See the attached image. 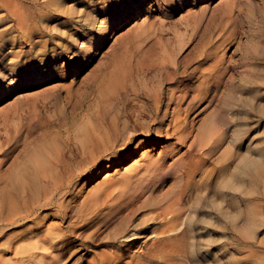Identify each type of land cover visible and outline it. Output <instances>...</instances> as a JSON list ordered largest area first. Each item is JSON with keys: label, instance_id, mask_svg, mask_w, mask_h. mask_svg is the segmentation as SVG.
<instances>
[{"label": "bare ground", "instance_id": "6f19581e", "mask_svg": "<svg viewBox=\"0 0 264 264\" xmlns=\"http://www.w3.org/2000/svg\"><path fill=\"white\" fill-rule=\"evenodd\" d=\"M72 1L71 7L61 8L56 2L55 11L38 15L24 8L23 0H0V9L8 8L16 18V24L6 30L8 37L0 41V101L17 90L49 85L31 95L33 100L28 94L31 92L23 94L33 104L21 112L19 108L10 110L2 124L6 139L0 133V154L8 157L14 145L28 140L26 146L30 144L33 150L13 187L18 192L28 189L36 199H29L35 201L30 206L24 199L23 212H17L19 218L11 225L35 217L36 229L9 247L12 257L1 256L0 264H69L83 252L77 264H206L204 258L211 256L208 264H223L217 260L215 237L224 220L231 225L234 222L236 182L253 181L264 174V157L261 154L254 159L249 151L238 155L232 150L216 158L235 113L214 112L216 117L210 123L203 122L196 129L195 120L191 126L188 120L196 106L182 110L181 105L191 92L195 93L191 104L215 94L213 103L218 90L229 85L225 77L232 67L217 57V50L238 44L245 26L249 29L264 24V0L256 4L251 0H223L210 16L205 9L200 14L190 9L179 20L175 18L185 6L195 8L204 0ZM151 2L160 13L151 22L142 23L135 34L126 36L119 53L105 58L108 70L102 77L98 100L104 105L91 106L87 111L81 108L77 120H69L57 108L60 88L50 84L74 72L75 67L89 65L93 57L105 51L112 32L123 29ZM78 7L81 9L75 20L83 23L81 31L64 39L54 33L67 35L59 30L61 21L54 28H46L52 18L61 17L66 10L75 16ZM70 20L73 22L74 17ZM37 21L45 27L44 36L53 33L50 39L32 40L37 29L29 26ZM16 25L27 41L13 40ZM257 38L254 42L260 44ZM59 49L60 54L51 55ZM61 57H67L65 64H61ZM42 64L47 65L44 70L40 69ZM247 83L238 86L241 92L248 89ZM173 84L178 85L177 92L185 94L177 97L170 88ZM130 89L144 101L141 105H121V96L116 94ZM173 105L178 107L172 110ZM36 133L39 136L30 139ZM140 136L165 140L164 144L177 142L159 156L144 153L142 164L135 162L124 173L119 169L117 176L109 174L86 197L79 196L80 190L75 189L78 182L85 179L90 183L106 164L123 163ZM184 149L187 151L181 156ZM46 209L50 215H43ZM250 252L262 257L260 252ZM256 264H264V259Z\"/></svg>", "mask_w": 264, "mask_h": 264}, {"label": "rangeland", "instance_id": "374dc122", "mask_svg": "<svg viewBox=\"0 0 264 264\" xmlns=\"http://www.w3.org/2000/svg\"><path fill=\"white\" fill-rule=\"evenodd\" d=\"M23 1H25V4L23 5L24 8H27L29 11H33L34 13H36L35 11H37L36 14L38 15H40V13L43 14L48 13L46 10L49 9L55 11L54 4L56 2H58L57 5H60L61 8H65L66 6L71 7L73 3L72 0H23ZM222 1L223 0H204L203 2H201L200 6H197L195 8H193L192 6H185L183 10L179 12L178 16H176L175 20H179L181 17L188 15L190 9H192L193 14H200L201 11L205 9L206 16H210L215 9H218V7L222 6ZM252 1L254 4L257 3V0H251V2ZM243 5H246V3L244 2ZM156 8L157 6H155V3L151 2L149 3V5H146V7L143 6L139 14L132 17V13H131L130 15L132 17L131 22L128 23L120 31L112 32L113 35L111 37V40L108 42L106 48H104L105 51H103L102 54H101L102 52L101 50V52L96 57H93V60L89 65L87 64L82 69H79V67H75L74 72L69 73V75L63 77L62 80H57L52 82V84H50V86L56 85L58 86V88H60L59 96L57 98V106H58L57 108L59 111H62L63 113L66 114L65 117H67L71 121H76L77 118L79 117L76 115L81 108H83L84 110L86 109L87 111L88 110L87 108L91 106L93 107L95 105H104V104H99V101L101 98L100 85H102L101 84L102 77L107 72L106 70H108L106 66L108 59L105 58H108L115 51L119 53L118 49L123 39L126 36L132 34L133 32L135 34L140 29V25L142 23L145 24L151 22L154 16L160 13L158 12V10H156ZM57 9L59 8L57 7ZM79 9H81V7L80 8L78 7L77 9L75 8V14H76L75 16L74 14L70 15V13H68V10H66L67 15H64L66 13L64 12L61 17L52 18L49 24L46 25V28L49 25L50 28H54L56 27L57 23H59L58 20L61 21V24L59 26V28L60 27L61 28L59 30L65 32V34L67 35L62 36L60 33L57 34L56 31H54V33L56 35L55 37H58L60 35L64 39L66 38V36H71L74 33L81 31L83 23H78L77 20H75V18H77V16L79 15V13H76L77 11H79ZM0 17L3 18V21L0 22V41H1L2 38L8 37L9 32H7L8 31L7 29L8 27H10V25L16 24L15 22L16 18L10 15L8 8L0 9ZM38 17L40 18V16ZM72 17H74L73 22L72 20H70ZM43 18H41V20ZM34 23L35 22L31 23V25L29 26V27H35L37 29L36 32L34 33V38L32 39L33 41H38V39L44 37L47 38L48 40L53 36V33L51 31L49 32L50 34L49 37L44 36L45 27L42 25V23L40 21H37V23L35 24ZM16 27L17 28L14 29L15 34H13V37L15 38L13 40L27 41L28 37H26V35H22L24 33L21 31V27L17 25ZM41 27L44 28L42 29ZM243 32L245 34L243 35L242 40H239L238 44H236L234 47L229 46L217 50V57L219 59L227 60L225 66L232 67L231 72L225 77V81L227 80L226 81L227 84L229 82L230 83L229 85L224 86L218 90V94L219 93L220 94L216 95L218 97L217 100L212 103V99L215 94L212 95V97L210 96V94H208L206 98H204L203 100L199 102L198 100H196L195 104H191L195 96V93L191 92L192 93V94L190 93L191 97L190 96L187 97L188 103L186 102L185 104L183 103V105H181L182 110L189 109V106L191 107V105L196 106L195 107L197 108L196 112L194 113L190 112V115L188 116V120L190 121V126L192 124V120H195L194 125H196L195 127L196 129H199L200 125L203 122L205 123L207 122V124L210 123V120L216 117L214 116V112H224L225 114L227 110H231L235 113V121L232 124L231 129H229L227 134L225 135L224 141L222 143V147L215 155L216 158L221 153L223 155H226L230 153L232 150L233 153L235 152V154L239 153L238 155L240 154L244 155L249 151V153L252 155L254 159L259 158L261 154H262L261 158L264 157V24L261 27L257 28V26H255L249 29L245 26ZM255 37H260L257 38V41H259L260 44L258 43L256 44L254 42ZM61 43H65V41L61 40ZM5 47L8 48L7 45ZM60 50L62 49H59V51L54 50L50 53L51 55L55 53V56H57L58 54H60L61 52ZM108 51H110V54L108 55L104 54L105 52ZM66 61H67V57L62 58L61 64H65ZM5 63L6 64L4 65L6 66L9 65L7 64V62ZM84 63H87V60H85ZM197 66L199 65H196L195 67ZM44 67H47V65L42 64V66H40V69L44 70L45 69ZM206 67L207 66H205L204 68ZM95 78L98 80L94 81ZM184 80L186 81L187 79H180L179 82H182ZM196 81L197 80L195 79L194 82ZM245 82H248L247 83L248 89L246 88L244 92H241V88H238V86L241 83H245ZM47 86L49 85H39L37 87H33L29 89L17 90L12 95H10V97H7L0 101V121H1L0 129H2L0 133L2 139H6L4 135L5 130H3L4 126L2 124L3 121L6 120L5 118L9 116L10 114L9 111L12 109H16V110L20 109L19 111L21 112L23 109L25 108L27 109L31 104H33V102H31L33 100L31 95L35 94L36 92H39V90L41 91L44 88H47ZM177 87L178 85L176 84L170 86L171 90L176 92L177 97L184 95L185 92L184 93L180 91H179L180 93L177 92L178 91ZM69 92L71 93L70 95L68 94ZM27 93L29 94V97L31 96L32 100L28 98L26 99L27 95L26 96L23 95ZM119 93L116 94V96H121V100H122L121 105H130V106L141 105L142 104L141 102H144V101H140L139 98H137L136 95L137 93L135 91H132L131 89L127 90V92L121 91V93L120 94ZM68 96H70V100H67ZM222 103L231 104V105H222ZM18 104L19 105L21 104L20 105L21 107H19ZM107 105H111V104H107ZM176 107L178 106L173 105L172 110L173 108ZM165 110L166 107H164L163 111L165 112ZM41 120L45 121V118L44 119L42 118ZM189 131L190 129L188 130V132ZM40 133H36L30 139L39 136L37 134ZM164 141L165 140L161 141L160 139L154 137L153 138H146L143 136L138 137L135 140L134 150H132V152L129 153L128 157L124 160L123 163L116 162L111 165L106 164L101 169V172H99V175L90 183H88L85 179L82 180L81 182H78L75 186V189L78 187V191L80 190L79 196L86 197L94 190L96 186L101 184V182H103L105 180V177L108 176L109 174L111 176L113 175L117 176L118 174L116 173V171L119 169L121 170V172L124 173L126 169L131 165H133L135 162L137 163L140 162L142 164L143 160L145 159L144 153L151 151L153 156H159L160 154L163 153V150L165 148L175 144V141L177 142V140L175 141L171 140L168 143L164 144ZM26 142L30 143V140ZM21 143L16 144L11 148L12 149L11 154L8 157L0 154V161H4L2 164H0V192H1L0 193V204H1L0 230L4 229L0 231V257L3 255L4 256L6 255L7 257H12L13 249L11 248L10 251L7 249L9 247H13L16 241L22 238L26 232L31 231L32 228H33L32 230L36 229V225L33 222V219L35 217H31L30 220L25 219L23 220V222L21 221L22 223L20 222V225L19 223L14 224L15 226L11 225V221H14L16 220V218L17 219L19 218L18 216H16L17 212L18 211L23 212V210L20 209L22 207V204H25L28 201L27 206H30L32 205V203L34 204L35 202V201L34 202L31 201L36 199L35 197L33 198L31 192L28 189H25L23 191H21L22 189H19L21 192H18V190L14 189L15 187H13L15 185L16 175L22 171L23 167H25V163L28 157L33 152V150H31L30 148L31 147L30 144H29L30 146L29 145L26 146L27 143H22L23 145L22 146ZM166 144H170V145H166ZM137 146L140 147L136 148ZM25 148L28 150H26ZM186 151L187 150L184 149L181 152V156ZM236 163H234L233 168L235 167ZM5 189L8 192H6ZM9 189H11V191H9ZM10 192L15 193L16 195L14 194L13 197V195H11ZM233 192L235 195V201L233 204L234 222L231 225L228 224L226 220H224L225 222L224 221L222 222L224 226L220 228V230H218L217 232L218 235L215 237L216 242L214 244L216 250H219L218 251L219 253L217 254L218 257L217 260L222 262L223 264H256V261L260 259L262 260L264 259L262 258L264 257L263 256L264 255V174H261L257 179L253 181H247V182L245 181L241 182L240 180L237 181ZM6 193H8L9 196L8 195L6 196L5 195ZM2 196H4V198ZM8 197L9 200L12 198V200H10L12 203L8 201L10 203L9 205H7L9 206L8 207L9 210L7 211L6 204L8 202L6 199H8ZM15 197L17 198V200H15ZM19 197L20 199H18ZM68 197L69 200L71 196L68 195ZM24 199L27 201H24ZM37 205L38 203L35 204V206ZM50 213L51 211L49 209H46L43 215L46 214L50 215ZM10 218L13 220H11ZM3 219L6 221H3ZM33 224L35 227H31L33 226ZM250 251L260 252V254L262 253V257L258 258L257 256H254V254H250L251 253ZM9 252L11 253L8 254ZM81 254L83 255L84 252L78 254L69 264H77L76 260L82 257ZM211 257L204 258L206 264H208Z\"/></svg>", "mask_w": 264, "mask_h": 264}]
</instances>
